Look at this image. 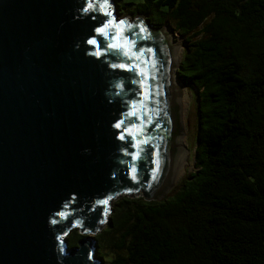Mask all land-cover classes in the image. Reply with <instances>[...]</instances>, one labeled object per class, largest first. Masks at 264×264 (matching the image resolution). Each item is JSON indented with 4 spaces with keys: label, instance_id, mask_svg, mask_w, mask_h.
I'll use <instances>...</instances> for the list:
<instances>
[{
    "label": "water",
    "instance_id": "water-1",
    "mask_svg": "<svg viewBox=\"0 0 264 264\" xmlns=\"http://www.w3.org/2000/svg\"><path fill=\"white\" fill-rule=\"evenodd\" d=\"M118 14L114 0H0V264H101L112 201L160 199L171 61L160 30Z\"/></svg>",
    "mask_w": 264,
    "mask_h": 264
},
{
    "label": "trees",
    "instance_id": "trees-1",
    "mask_svg": "<svg viewBox=\"0 0 264 264\" xmlns=\"http://www.w3.org/2000/svg\"><path fill=\"white\" fill-rule=\"evenodd\" d=\"M114 2L119 10L132 5L133 15L155 12L158 25L171 22L186 35L177 73L184 67L199 80L207 125L196 169L170 193L112 201L95 235L110 257H96L101 264H264V0Z\"/></svg>",
    "mask_w": 264,
    "mask_h": 264
},
{
    "label": "rangeland",
    "instance_id": "rangeland-1",
    "mask_svg": "<svg viewBox=\"0 0 264 264\" xmlns=\"http://www.w3.org/2000/svg\"><path fill=\"white\" fill-rule=\"evenodd\" d=\"M116 8H117V12H119L118 14L119 17L128 16L130 19H133L136 16H141L146 20L147 23L153 22L154 24L151 23L150 26H152L154 29L169 30L168 31L169 35L176 42L178 48H180L179 60L178 62L175 63L176 65H174V63L171 62V68H172L171 70L174 73L175 77L177 78L178 82L180 83V91L178 93H180L179 94L180 96L184 94V98L182 104L176 107L175 111L173 112V116L174 119L179 122L178 124L180 125V129L182 131V141L184 145L183 156L186 159L185 162L187 161L188 163L185 164L184 170L180 173L181 175L178 176L176 180L173 181V183H170L167 188H165L164 192L159 197L162 198L168 193H170L173 188L177 187V185L180 184L182 179L186 177L189 172L196 169L195 160L196 157L199 158L201 145L204 140L205 127L207 125V118H206L207 107L205 102L202 100L203 94H199V92L197 91V88H200L201 90V86L199 85V80H197L195 76L190 71H188V69H185L184 67H182V69L179 70L180 71L179 75L177 73V70L180 67V62L184 58V54L186 53V47L188 46V42L186 41V35L181 34L177 30H175L171 22L170 24L165 23L163 25H158L160 21L157 19L158 15L155 12L139 13L133 15L135 11L132 5L130 6V8H125L124 5H120V10L118 9V6ZM200 36H201L200 34L195 35L191 40H197L200 38ZM197 146H199L198 151H196ZM140 195L141 193L137 194L136 196H140ZM69 234L67 240L69 246L76 245L77 242L75 240L77 237L75 236V234H71V235ZM97 240H98V244L96 248L97 251L95 252H97L98 256L102 257L103 259H109L110 254L105 253L106 250L103 247L104 245L103 240L99 236L97 237Z\"/></svg>",
    "mask_w": 264,
    "mask_h": 264
},
{
    "label": "bare ground",
    "instance_id": "bare-ground-1",
    "mask_svg": "<svg viewBox=\"0 0 264 264\" xmlns=\"http://www.w3.org/2000/svg\"><path fill=\"white\" fill-rule=\"evenodd\" d=\"M168 31L169 30L167 29H163V30H160V33L163 37L165 47L168 50L169 60L172 63H174V65H176L175 63L178 62L179 56H180V48H178L176 42L169 35ZM170 79H171V82L169 85V93L172 95L171 102H172V110L174 112L176 107L182 104L184 94L182 96L179 95L180 93L178 92L180 91V83L178 82L173 72H172ZM173 119H174V116H173ZM178 123L179 122L174 119L175 128L173 127V133H174L173 134V144H172L173 149H172L171 159H170L171 168L168 174V178L166 179V181H164V185L160 189V194L164 192L165 188H167L170 183H173V181L176 180V178L181 175L180 173L184 170L185 164L188 163L187 161L185 162L186 159L183 156L184 145L182 141V131Z\"/></svg>",
    "mask_w": 264,
    "mask_h": 264
},
{
    "label": "snow or ice",
    "instance_id": "snow-or-ice-1",
    "mask_svg": "<svg viewBox=\"0 0 264 264\" xmlns=\"http://www.w3.org/2000/svg\"><path fill=\"white\" fill-rule=\"evenodd\" d=\"M85 11H87V9H85ZM106 15H110V13H106ZM121 23H123V21H121ZM107 27H108V25H104V29H107ZM104 29L98 28V29H96V31L99 34V33L103 32ZM141 30L143 31V29H141ZM88 42L90 44H95V40L94 39H91ZM117 47H119V46L117 45ZM116 126L119 127V124H117Z\"/></svg>",
    "mask_w": 264,
    "mask_h": 264
}]
</instances>
